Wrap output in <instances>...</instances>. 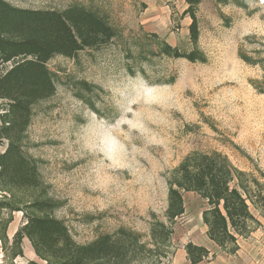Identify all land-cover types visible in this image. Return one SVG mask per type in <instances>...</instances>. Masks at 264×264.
<instances>
[{
	"label": "rangeland",
	"instance_id": "rangeland-1",
	"mask_svg": "<svg viewBox=\"0 0 264 264\" xmlns=\"http://www.w3.org/2000/svg\"><path fill=\"white\" fill-rule=\"evenodd\" d=\"M6 1L35 9L80 5L104 18L115 36L74 58L46 62L55 91L32 105L21 138L38 182L0 184V264L54 263L27 237L13 243L25 214L57 218L79 245L107 235L123 244L120 260L87 264H177L173 255L187 241L231 264L264 261V207L255 204V183L264 186V1L202 0L194 46L184 0ZM161 42L186 52L196 46L204 61L164 55ZM7 143L0 137V153ZM202 154L225 161L230 184L259 224L237 239L232 254L206 237L207 205L195 192L180 190L184 213L167 216L180 165ZM40 201L49 204L44 211L31 206Z\"/></svg>",
	"mask_w": 264,
	"mask_h": 264
},
{
	"label": "trees",
	"instance_id": "trees-1",
	"mask_svg": "<svg viewBox=\"0 0 264 264\" xmlns=\"http://www.w3.org/2000/svg\"><path fill=\"white\" fill-rule=\"evenodd\" d=\"M184 14L190 17L189 39L194 46L199 30L196 7L202 0H184ZM237 5L243 2L234 0ZM229 3L230 0H220ZM115 33L104 18L80 5L64 9H35L11 5L0 0V100L4 120L0 137L7 140L0 153V184L33 187L38 182L35 161L26 157L21 149V138L28 128L32 105L52 96L55 80L46 62L55 55L74 58L83 48H95L108 43ZM160 51L171 57H184L188 61H204L201 50L181 51L166 42ZM177 187H170L166 208L169 219L184 213L181 192L193 191L201 196L207 208L203 210L206 235L220 251L232 254L238 248V238L245 237L256 228L258 221L238 190L230 184L231 170L217 155L202 154L183 162L179 168ZM255 204L264 207V186L255 183ZM44 211V201L31 205ZM25 222L16 230L13 243L19 245L27 237L35 253L53 264H87L96 260L117 261L126 251L123 244L111 236L76 244L67 227L53 216L25 214ZM166 238L167 232L155 231ZM185 257L197 264L209 257L210 251L192 242L184 245ZM214 257V253L211 254Z\"/></svg>",
	"mask_w": 264,
	"mask_h": 264
},
{
	"label": "crops",
	"instance_id": "crops-1",
	"mask_svg": "<svg viewBox=\"0 0 264 264\" xmlns=\"http://www.w3.org/2000/svg\"><path fill=\"white\" fill-rule=\"evenodd\" d=\"M206 234V231H205ZM207 237V235H206ZM208 238V237H207ZM209 240V239H208ZM210 241V240H209ZM188 242V241H187ZM190 242V241H189ZM211 243H213L211 241ZM195 244V243H193ZM214 244V243H213ZM198 245V244H196ZM202 245V244H201ZM199 245V246H201ZM215 245V244H214ZM204 247H206L205 245H203ZM207 248V247H206ZM238 248H239V244H238ZM208 249V248H207ZM209 250V249H208ZM219 250V249H218ZM210 251V250H209ZM220 251V250H219ZM223 252V251H220ZM178 253V263L177 264H192L186 257H185V252L184 249H178V251H176L173 255V257L175 258V255ZM225 253V252H224ZM211 252L209 253V257L206 259H203L201 262L197 263V264H231L230 262H226V260L224 259L223 261H220L221 255H217L218 257L216 258L215 253H214V257L211 256ZM227 254V253H226ZM219 258V259H218ZM174 260V259H173ZM232 264H241V263H234L232 262ZM251 264H264V261H261L260 263H251Z\"/></svg>",
	"mask_w": 264,
	"mask_h": 264
},
{
	"label": "water",
	"instance_id": "water-1",
	"mask_svg": "<svg viewBox=\"0 0 264 264\" xmlns=\"http://www.w3.org/2000/svg\"><path fill=\"white\" fill-rule=\"evenodd\" d=\"M264 1V0H263Z\"/></svg>",
	"mask_w": 264,
	"mask_h": 264
}]
</instances>
